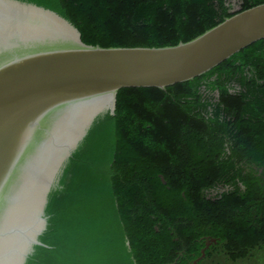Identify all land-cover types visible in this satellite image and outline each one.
<instances>
[{"label": "trees", "instance_id": "obj_1", "mask_svg": "<svg viewBox=\"0 0 264 264\" xmlns=\"http://www.w3.org/2000/svg\"><path fill=\"white\" fill-rule=\"evenodd\" d=\"M87 45L186 43L264 0H27ZM163 180H162V178ZM50 201L29 264H232L264 254V40L192 81L124 88ZM215 240L210 242V240ZM206 242L210 245L205 249Z\"/></svg>", "mask_w": 264, "mask_h": 264}, {"label": "water", "instance_id": "obj_2", "mask_svg": "<svg viewBox=\"0 0 264 264\" xmlns=\"http://www.w3.org/2000/svg\"><path fill=\"white\" fill-rule=\"evenodd\" d=\"M82 39L50 8L0 0V264H29L46 248L50 201L91 130L114 117L121 89L165 91L264 40V3L176 46Z\"/></svg>", "mask_w": 264, "mask_h": 264}, {"label": "rangeland", "instance_id": "obj_3", "mask_svg": "<svg viewBox=\"0 0 264 264\" xmlns=\"http://www.w3.org/2000/svg\"><path fill=\"white\" fill-rule=\"evenodd\" d=\"M227 3L231 7V12L235 13L240 10L242 0H227ZM232 264H264V254L256 259L238 261L237 263Z\"/></svg>", "mask_w": 264, "mask_h": 264}]
</instances>
